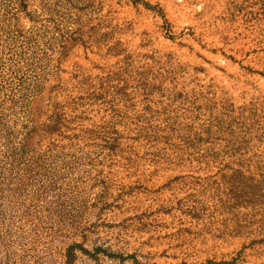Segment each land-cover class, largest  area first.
<instances>
[{
    "label": "rangeland",
    "instance_id": "rangeland-1",
    "mask_svg": "<svg viewBox=\"0 0 264 264\" xmlns=\"http://www.w3.org/2000/svg\"><path fill=\"white\" fill-rule=\"evenodd\" d=\"M69 260L264 264V0H0V264Z\"/></svg>",
    "mask_w": 264,
    "mask_h": 264
},
{
    "label": "trees",
    "instance_id": "trees-1",
    "mask_svg": "<svg viewBox=\"0 0 264 264\" xmlns=\"http://www.w3.org/2000/svg\"><path fill=\"white\" fill-rule=\"evenodd\" d=\"M148 5V4H147ZM69 262L71 263V260H69ZM72 264V263H71Z\"/></svg>",
    "mask_w": 264,
    "mask_h": 264
}]
</instances>
